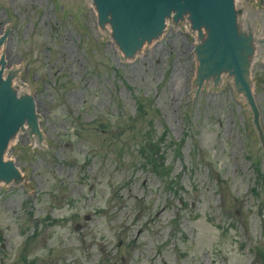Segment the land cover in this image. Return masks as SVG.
Segmentation results:
<instances>
[{
  "label": "rangeland",
  "instance_id": "obj_1",
  "mask_svg": "<svg viewBox=\"0 0 264 264\" xmlns=\"http://www.w3.org/2000/svg\"><path fill=\"white\" fill-rule=\"evenodd\" d=\"M2 2L4 69L22 62L44 151L8 149L33 187H0V264H264V148L231 80L191 100L189 32L122 63L85 0ZM250 80L264 139L259 57Z\"/></svg>",
  "mask_w": 264,
  "mask_h": 264
},
{
  "label": "water",
  "instance_id": "obj_2",
  "mask_svg": "<svg viewBox=\"0 0 264 264\" xmlns=\"http://www.w3.org/2000/svg\"><path fill=\"white\" fill-rule=\"evenodd\" d=\"M79 1L63 0V3L65 9L76 11ZM261 8L264 7L248 6L245 0H85V9H91L96 31L109 38L122 63H133L134 54L139 50L137 54H141V46H153L164 26L188 31L195 56L191 100H195L197 93L221 86L220 77L231 80V92L244 96L236 100L248 106L258 146L264 148L249 77L252 54H259V62L264 61L261 46L264 47V38L259 39L264 36L262 17L256 15ZM240 10L244 11L237 18ZM183 14L188 15L189 21ZM182 16L184 20L180 19ZM252 17V27L246 26L247 32L239 30L241 22L249 23ZM188 22L196 29L198 39L186 25ZM9 25L0 37V187L20 183L31 193L33 186H27L30 172L15 170L13 161H2L7 145H13V134H28V148L44 151L43 135L36 132L40 116L32 84L21 82L16 74L22 71V62L17 70L13 64L11 69H4L3 44ZM253 28L257 36L250 30ZM210 77L212 80H208Z\"/></svg>",
  "mask_w": 264,
  "mask_h": 264
},
{
  "label": "bare ground",
  "instance_id": "obj_3",
  "mask_svg": "<svg viewBox=\"0 0 264 264\" xmlns=\"http://www.w3.org/2000/svg\"><path fill=\"white\" fill-rule=\"evenodd\" d=\"M166 27H167V26H164V27H163V30H162V32H161V35H162L163 31L166 29ZM161 35H160V36H161ZM153 41H155V40H153ZM143 47H144V46H141V50L143 49ZM252 56H253V62L251 63V65H252V64L254 63V61L259 57V54H252ZM251 65H250V66H251ZM14 70H15V69H14ZM249 77H250V74H249ZM38 129H39V128L37 127L36 132L40 134V131H38ZM18 136H19L18 134H13V143H15V141L18 139ZM27 136H28V134H27ZM10 146H11V145H7V154H2V161H13V166H14L15 170H20V169H18V168L15 166V164H14V160L8 156V149H9Z\"/></svg>",
  "mask_w": 264,
  "mask_h": 264
},
{
  "label": "trees",
  "instance_id": "obj_4",
  "mask_svg": "<svg viewBox=\"0 0 264 264\" xmlns=\"http://www.w3.org/2000/svg\"><path fill=\"white\" fill-rule=\"evenodd\" d=\"M150 151V150H149ZM150 156H151V153H150ZM152 157V156H151Z\"/></svg>",
  "mask_w": 264,
  "mask_h": 264
}]
</instances>
